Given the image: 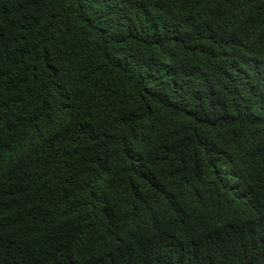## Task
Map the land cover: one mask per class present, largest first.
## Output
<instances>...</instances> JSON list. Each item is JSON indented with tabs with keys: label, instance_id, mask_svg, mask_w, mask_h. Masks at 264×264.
Returning <instances> with one entry per match:
<instances>
[{
	"label": "trees",
	"instance_id": "obj_1",
	"mask_svg": "<svg viewBox=\"0 0 264 264\" xmlns=\"http://www.w3.org/2000/svg\"><path fill=\"white\" fill-rule=\"evenodd\" d=\"M0 264H264V0H0Z\"/></svg>",
	"mask_w": 264,
	"mask_h": 264
}]
</instances>
